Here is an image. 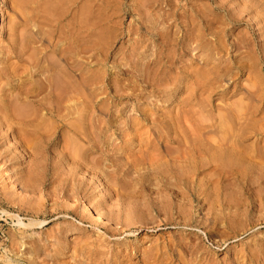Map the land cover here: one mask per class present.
Masks as SVG:
<instances>
[{"label":"rangeland","instance_id":"obj_1","mask_svg":"<svg viewBox=\"0 0 264 264\" xmlns=\"http://www.w3.org/2000/svg\"><path fill=\"white\" fill-rule=\"evenodd\" d=\"M57 2L0 0V264H264V0Z\"/></svg>","mask_w":264,"mask_h":264},{"label":"bare ground","instance_id":"obj_2","mask_svg":"<svg viewBox=\"0 0 264 264\" xmlns=\"http://www.w3.org/2000/svg\"><path fill=\"white\" fill-rule=\"evenodd\" d=\"M53 1V0H52ZM56 1V0H55ZM60 0H58V2H59ZM49 2V1H48ZM57 2V3H58ZM54 3V2H53ZM71 3V2H70ZM50 4H52L51 2H50ZM250 4H253V3H250ZM54 5H56L55 3H54ZM242 5V4H241ZM255 5V4H254ZM264 5V4H263ZM57 6V5H56ZM52 7V6H51ZM239 7V6H238ZM54 8V7H53ZM55 8H57V7H55ZM54 8V9H55ZM52 9V8H51ZM49 10V9H48ZM53 12H54V10H52ZM261 11V10H260ZM240 12V11H239ZM230 14V13H229ZM246 15V14H245ZM236 17V16H235ZM234 17V18H235ZM48 19V18H47ZM51 21V20H50ZM53 22V21H52ZM254 22V21H253ZM84 23V22H83ZM76 25H78V24H76ZM80 25H82V24H80ZM84 25V24H83ZM254 26H256V24L254 25ZM81 27V26H80ZM80 27H79V29H80ZM84 28V26L82 27V29ZM260 28V27H259ZM82 31V30H81ZM82 33V32H81ZM84 33V32H83ZM262 36V35H261ZM82 39V38H81ZM76 40V39H75ZM83 41H85L84 40V38L82 39V43H83ZM81 42V41H80ZM250 46V45H249ZM41 50V49H40ZM81 50H84V49H81ZM84 52V51H83ZM18 53H20V52H18ZM82 53V52H81ZM84 54V53H83ZM82 54V55H83ZM20 55V54H19ZM24 55V54H23ZM65 55V54H64ZM74 55V54H73ZM80 55V54H79ZM81 55V56H82ZM78 56V55H77ZM80 56V57H81ZM262 56V55H261ZM21 57H22V55H21ZM20 57V58H21ZM82 57H84V56H82ZM23 58V57H22ZM21 58V59H22ZM64 58V57H63ZM74 58V57H73ZM73 58L71 57V59H72V61H71V63H73L74 62V60H73ZM70 59V60H71ZM82 59V58H81ZM251 59V58H250ZM27 60H29V59H27ZM70 60H69V62H65V66H66V68H67V70H69L71 67L73 68V66H75L76 64H74L73 66H72V64L70 63ZM249 60V59H248ZM252 61V60H251ZM5 61H3V63H4ZM0 63H2V62H0ZM76 63V62H75ZM78 63H79V61H78ZM77 63V66H75L76 68H77V70H79L78 69V67L80 66L81 68H82V70L80 71L81 73L80 74H82V76H84V72H85V70H86V64H85V62L84 61H82L81 62V65H79ZM44 64V63H43ZM245 64V63H244ZM251 64V63H250ZM58 65V64H57ZM57 65H55V63H49L48 62V64H47V66H46V69L49 71V70H51V73L53 72V70H56V68H59V65H58V67H57ZM249 65V64H248ZM251 65H253V64H251ZM1 66H3V64H1ZM79 67V68H80ZM13 68V67H12ZM28 68V67H27ZM39 68L40 67H37V66H35V67H33V73H35L36 75H39L38 73H39ZM71 68V69H72ZM245 68V67H244ZM259 68V67H258ZM4 69V70H3ZM9 69V68H8ZM7 69V70H8ZM42 69V68H41ZM60 69V68H59ZM85 69V70H84ZM47 70H45V71H47ZM65 70V69H64ZM76 70V69H75ZM256 70V69H255ZM9 71H12V70H9ZM9 71L7 72L6 71V68H0V75L1 76H7L8 74H9ZM14 71V70H13ZM12 71V72H13ZM28 71V70H27ZM47 71V72H48ZM11 73V72H10ZM49 73V72H48ZM47 73V74H48ZM65 72H62V75H57V76H53L52 75V78H51V76H46V75H43L41 72H40V74H42V81H44V83L43 84H45V87L44 86H38L37 84H31V85H26V84H29L28 83V81H27V83L26 84H19V83H17L18 85H15L16 86V90L18 91V94H17V96L15 97V101L16 100H20V102H22V100H23V102L25 101V102H27V105H28V103L29 104H31V105H33V109H30V107H29V105H28V107H29V109H27V111L29 110V112H30V110H33V111H31V113H29V112H27L26 111V113H27V115H28V117L26 118V114H24L23 112H24V110L22 111V110H18V108H14V110H13V112H11L12 114H13V120L16 118L18 121H20V122H22V120H23V122L22 123H26V124H28V125H30V124H39V122H41V121H43L42 120V116L43 117H45V115L44 114H48V115H50L51 117H57V115L59 114V116H63V114H64V116H66L67 114L64 112L63 114L61 113L63 110L62 109H64V111H70L71 112V110L72 109H69L70 108V103L72 102V100H74V96L76 95V94H74L73 92H75V91H73V89H72V83L70 82V79H69V77L67 76L66 77V75L64 74ZM12 74V73H11ZM10 74V75H11ZM14 75H15V71H14V73H13ZM34 74V75H35ZM57 74V73H56ZM61 74V73H60ZM32 75V74H31ZM51 75V74H50ZM79 76V75H78ZM81 76V77H82ZM86 76V75H85ZM39 77V76H38ZM40 78V77H39ZM258 79H260V78H258ZM82 84L84 85V79H83V77H82ZM24 81V80H23ZM22 83H25V82H22ZM86 84V83H85ZM57 85L58 86H60V91H61V94L59 95L58 93H57V89L59 88V87H57ZM14 87V86H13ZM55 87H57V89L55 88ZM254 88H256V87H254ZM78 91H80V90H78ZM82 91V90H81ZM251 92V91H250ZM254 92V91H253ZM4 93V92H3ZM72 93H73V95L74 96H72ZM256 93H258V90L256 91ZM82 95V94H81ZM80 95V96H81ZM253 95V94H252ZM77 97H79V96H77ZM252 97V96H251ZM255 97V96H254ZM14 98V97H13ZM73 98V99H72ZM80 99V98H79ZM76 101V100H75ZM81 101V100H80ZM14 102V101H13ZM52 102H53V105H52ZM74 102V101H73ZM77 102H78V100H77ZM54 103H56L55 105H54ZM84 103V102H83ZM24 104V103H23ZM73 104V103H72ZM80 104V103H79ZM78 104V105H79ZM82 104V103H81ZM13 105V104H12ZM15 105V104H14ZM17 105V104H16ZM15 105V106H16ZM18 105H19V103H18ZM26 104H24V106H27ZM78 105H76V106H78ZM21 106H23V105H21ZM73 106H74V104H73ZM4 107V106H3ZM27 107V108H28ZM20 108V107H19ZM24 108V107H23ZM18 110V112H16L17 110ZM5 110V109H4ZM16 110V111H15ZM61 110V111H60ZM5 111H7V110H5ZM21 111H22V113H21ZM43 111L45 112V113H43ZM58 111H60L59 113H58ZM68 111V113H70ZM9 113V112H8ZM58 113V114H57ZM11 114V115H12ZM19 114H21V115H19ZM66 114V115H65ZM8 115V114H7ZM6 115V116H7ZM10 115V116H11ZM23 115H25L23 118H25L26 120H24L23 118H22V116ZM9 116V117H10ZM59 116H58V118H59ZM69 115H67V117H68ZM22 118V120H21V118ZM82 117V116H81ZM6 118V117H5ZM60 118H63V117H60ZM66 118V117H65ZM64 118V119H65ZM7 119V118H6ZM20 119V120H19ZM64 119L62 120L63 122H65L64 121ZM80 119V118H79ZM11 120V119H10ZM17 120H14V121H16L14 124H16L18 121ZM100 120V119H99ZM98 120V121H99ZM7 121V120H6ZM25 121V122H24ZM37 121H39V122H37ZM61 121V120H60ZM61 121V122H62ZM97 121V120H96ZM19 122V123H20ZM37 122V123H36ZM63 122H62V124H63ZM10 123V122H9ZM57 123V122H56ZM67 123H69V122H67ZM11 124H12V122H11ZM42 124H44V122L42 123ZM58 124V123H57ZM69 124H71V123H69ZM69 124L68 125H66V126H68L69 127ZM77 124V123H76ZM96 124V123H95ZM100 124V123H99ZM18 125V124H17ZM16 125V126H17ZM60 125V124H59ZM72 125V124H71ZM74 125H75V123H74ZM14 126V125H13ZM21 126H23V125H21ZM27 126V125H26ZM77 126V125H76ZM75 126V128H77L78 126L80 127V125H78L77 127ZM84 126V125H83ZM99 126V125H98ZM97 126V127H98ZM37 127V126H36ZM36 127H34V128H32V129H35ZM39 127H40V125H39ZM73 127V126H72ZM95 128V127H94ZM20 129H22V128H20V126H19V129L18 130H20ZM48 129H50V128H48ZM47 129V130H48ZM72 129V128H71ZM73 129H74V127H73ZM79 129V128H78ZM25 130H26V128H25ZM40 130V129H39ZM75 130V129H74ZM82 130V129H81ZM99 130H100V127H99ZM99 130H97V131H99ZM258 131V130H257ZM24 132V131H23ZM51 132V131H50ZM21 133V132H20ZM38 133V132H37ZM36 133V134H37ZM40 133V132H39ZM83 134H85L84 132H82ZM35 134V135H36ZM43 134V133H42ZM26 135V134H25ZM33 134H30V136H32ZM34 135V136H35ZM50 135V136H49ZM48 136H49V138L51 137V134H49ZM30 136L29 137H27V138H25V139H28V138H30ZM37 136V135H36ZM41 136V135H40ZM44 136H46V137H48L47 136V134L46 135H44ZM81 136L83 137V135L81 134ZM23 138L24 137H26V136H24V133H23V136H22ZM33 137V136H32ZM32 137H31V139H32ZM100 137V136H99ZM35 138H37V137H35ZM38 138H39V135H38ZM22 139V138H21ZM45 139V138H44ZM30 140V139H29ZM28 140V141H29ZM99 140V139H98ZM102 140V139H101ZM27 140H26V143L28 142ZM32 142V141H31ZM100 144V143H99ZM28 145V144H27ZM98 145V144H97ZM96 145V146H97ZM67 146V145H66ZM29 147V146H28ZM72 148V147H71ZM96 148V147H95ZM67 149V148H66ZM69 150H70V148H69ZM98 150H99V147H98ZM31 151V150H30ZM66 151H68V150H66ZM71 151H72V149H71ZM35 152V151H34ZM38 153V152H37ZM42 153V152H41ZM68 153V152H67ZM40 154V153H39ZM70 154H71V152H70ZM38 155V154H37ZM74 155H73V151H72V158H75V156L73 157ZM78 156V155H77ZM263 156V155H262ZM79 157V156H78ZM81 157V156H80ZM70 158H71V156H70ZM71 158V159H72ZM83 159H85V158H83ZM98 159H99V157H98ZM102 159V158H101ZM251 159V158H250ZM78 160V159H77ZM80 160V159H79ZM100 160V159H99ZM99 160L97 161V162H99ZM75 160L73 159V161L72 162H74ZM81 161V160H80ZM101 161V160H100ZM82 162V161H81ZM76 163H77V161H76ZM226 164V163H225ZM81 165V164H80ZM96 165V164H95ZM101 164H99V166H100ZM99 166H98V168H99ZM95 167H97V166H95ZM101 170L102 169H100V173H101ZM178 176V175H177ZM179 178V177H178ZM177 178V179H178ZM178 181H180L179 179H178ZM181 182V181H180ZM75 187V186H74ZM72 190H78V188L77 187H75V188H71ZM101 215V214H100ZM100 215H98V216H100Z\"/></svg>","mask_w":264,"mask_h":264}]
</instances>
